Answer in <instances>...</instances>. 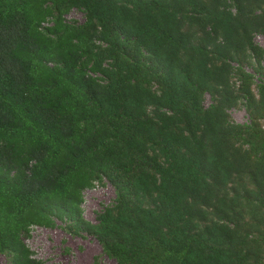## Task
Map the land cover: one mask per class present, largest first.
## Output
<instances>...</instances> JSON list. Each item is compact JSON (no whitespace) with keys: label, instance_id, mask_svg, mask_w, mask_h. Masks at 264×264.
<instances>
[{"label":"trees","instance_id":"trees-1","mask_svg":"<svg viewBox=\"0 0 264 264\" xmlns=\"http://www.w3.org/2000/svg\"><path fill=\"white\" fill-rule=\"evenodd\" d=\"M257 35L264 0H0L8 264H44L24 238L56 220L118 264H264ZM105 181L88 221L83 192Z\"/></svg>","mask_w":264,"mask_h":264},{"label":"rangeland","instance_id":"rangeland-1","mask_svg":"<svg viewBox=\"0 0 264 264\" xmlns=\"http://www.w3.org/2000/svg\"><path fill=\"white\" fill-rule=\"evenodd\" d=\"M68 19L82 20V13L77 9L67 14ZM255 41L264 46V37L257 35ZM250 71V68H246ZM205 98V104L209 102ZM231 119L243 123L248 120L243 107L233 108L229 111ZM114 198L112 186L105 181L96 183L93 188L83 192L82 211L86 220L95 222L96 212L103 205L110 204ZM25 243L33 251V256L44 264H92L96 257L101 264H118L113 258L106 255L95 237L87 234L73 235L62 228L59 220L53 227L33 226ZM0 264H8L5 256L0 254Z\"/></svg>","mask_w":264,"mask_h":264}]
</instances>
